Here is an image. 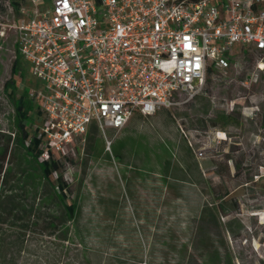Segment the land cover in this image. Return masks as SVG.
Masks as SVG:
<instances>
[{"label": "rangeland", "instance_id": "1", "mask_svg": "<svg viewBox=\"0 0 264 264\" xmlns=\"http://www.w3.org/2000/svg\"><path fill=\"white\" fill-rule=\"evenodd\" d=\"M9 2L0 0V232L22 251L11 264H264V77L241 84L256 56L206 76L188 103L97 128L53 155L72 220L14 137L3 85L19 15ZM22 66L18 92L37 83Z\"/></svg>", "mask_w": 264, "mask_h": 264}, {"label": "built area", "instance_id": "2", "mask_svg": "<svg viewBox=\"0 0 264 264\" xmlns=\"http://www.w3.org/2000/svg\"><path fill=\"white\" fill-rule=\"evenodd\" d=\"M18 15L40 161L69 154L92 124L119 131L136 113L194 100L207 70L225 72L235 57L256 56L243 86L264 77V0H51L44 11L19 0Z\"/></svg>", "mask_w": 264, "mask_h": 264}, {"label": "trees", "instance_id": "3", "mask_svg": "<svg viewBox=\"0 0 264 264\" xmlns=\"http://www.w3.org/2000/svg\"><path fill=\"white\" fill-rule=\"evenodd\" d=\"M10 4L13 11L18 14L19 1L10 0ZM16 51L17 56H15V59L13 60L11 66V77L4 83L3 90L13 107L15 129L14 137L16 143L24 149L27 156L36 161L40 158L43 141L42 138L38 135L37 128L35 127L32 129V126L36 121L40 123L41 112L36 107L34 102L28 97L27 90L23 89L21 92H18L15 77L23 74L24 68L22 66V58L18 53L17 46ZM213 72L214 70L209 68L207 70V76H210ZM96 129V125L92 124L90 125L87 133H89L90 131H95ZM5 151L6 149L3 150V153H5ZM39 166L43 178L57 190V197L63 205L68 217H70L72 220H75L77 208L73 203L67 202V196L65 194L67 183L62 180H53V176L61 172L59 161L54 159V157L51 155L48 160L41 161ZM6 172L7 168H5V170L2 172V166H0V174L2 173V180L4 179ZM16 238L17 237H15L14 239L16 240ZM14 245L15 243H13L12 246ZM14 248H9V246L5 242V236L0 232V264H11L12 261H15L16 255L18 256L20 253H22V251H19L18 247H16L15 250Z\"/></svg>", "mask_w": 264, "mask_h": 264}, {"label": "crops", "instance_id": "4", "mask_svg": "<svg viewBox=\"0 0 264 264\" xmlns=\"http://www.w3.org/2000/svg\"><path fill=\"white\" fill-rule=\"evenodd\" d=\"M138 114V113H137ZM141 116V115H140Z\"/></svg>", "mask_w": 264, "mask_h": 264}]
</instances>
